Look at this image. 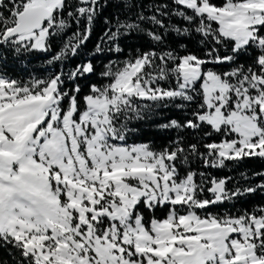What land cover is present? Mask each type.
<instances>
[{
    "label": "snow or ice",
    "instance_id": "snow-or-ice-1",
    "mask_svg": "<svg viewBox=\"0 0 264 264\" xmlns=\"http://www.w3.org/2000/svg\"><path fill=\"white\" fill-rule=\"evenodd\" d=\"M175 2L191 10L177 15L199 20L195 31L211 44L204 56L153 50L119 67L106 66L101 75L109 82L89 86L83 110L79 84L64 89L62 72L29 80L0 72V245L12 246L20 264H264V206L239 215L208 211L210 205L264 191V182L229 191L228 178L213 179L207 189L213 198L200 199L204 189L195 173L178 177L176 168L181 156L187 160L186 152H199L196 143L185 147L178 137L155 151L147 143L115 142L125 140L121 117L142 118L153 105L192 103L199 96L191 118L160 127L193 132L208 127L230 137L204 145L205 163L212 166L264 159V0ZM99 6L98 0H77L74 8L67 0H0V48L47 52L69 19H86L88 27L73 33L49 63L63 61L87 40ZM150 19L163 26L156 16ZM136 30L137 24H118L108 39ZM250 51L256 53L253 62L240 64ZM208 64L233 67L217 71ZM94 71L91 61L84 62L68 79ZM170 79L174 86H160ZM255 175L264 181V172ZM141 205L168 212L146 219Z\"/></svg>",
    "mask_w": 264,
    "mask_h": 264
},
{
    "label": "trees",
    "instance_id": "trees-1",
    "mask_svg": "<svg viewBox=\"0 0 264 264\" xmlns=\"http://www.w3.org/2000/svg\"><path fill=\"white\" fill-rule=\"evenodd\" d=\"M214 3L220 4L223 0H213ZM70 8H74L77 0H67ZM99 7L96 16L91 24V30L87 40L79 48L78 52L73 55L68 54L63 61L49 63L52 57L61 49L63 44L68 41L77 30L83 31L87 25L86 19H81L79 23L75 19H69L68 26L62 33L51 38L50 50L32 51L28 53L14 54V52L5 46L0 48V72H5L14 79L29 80L32 77L44 79L54 73L64 74L63 88L71 90L76 84H79L81 91L78 93V102L81 110L84 108V96L88 94L91 84L98 86L109 82L108 78L101 75L106 70V66L113 68L119 67L126 59L134 58L142 52L155 51L158 55L165 51H174L176 55L183 56L188 53L196 54L203 57L211 47V44L205 41L201 33L195 31L199 25V20L189 22L180 15L178 11L184 10L191 15V10L184 9L178 5L175 0H98ZM143 16L144 19H140ZM156 16L162 21V25L152 22L150 17ZM67 18V10L64 13ZM133 23L139 25V30L121 35L115 40H109L111 32L117 30L118 24ZM180 29L181 32H177ZM188 29V32H183ZM149 32L156 33L162 37L161 41H155L148 35ZM99 45L100 51H97ZM120 51H116V47ZM223 52L224 49H221ZM254 51H250L239 60L240 64L249 65L253 62ZM91 61L95 71L91 74L76 79L69 80L68 76L76 65ZM156 63H159L157 60ZM169 63V67H171ZM233 65H212L208 64L206 68H213L217 71H230ZM175 80L161 81V87L174 86ZM199 85H197V88ZM200 97L192 103H187L177 99L174 104L166 106L153 105L151 110L142 112V118H131L127 121L124 117L120 118L121 122L126 123L125 140L117 143L136 144L147 143L153 150L161 151L169 146L171 142L182 137L185 147L190 143H196L199 148L198 153L186 152L187 160L181 156L176 161L178 177H184L188 172L195 173L194 181L197 185L202 186L204 191L199 194L200 199H212V194L207 191L211 187L213 179L228 178L226 189L231 191L236 187L246 188L255 187L264 182L255 173L264 172V159L245 158L239 161H225L224 166H212L211 161L205 163L204 157L208 155L204 145L212 142H221L226 137L222 133L212 131L205 127L203 130L193 132L190 129H163L160 127L172 119L183 120L191 118V113L197 108ZM138 104H144L145 101H137ZM66 108L68 100L62 102ZM176 104L182 107H176ZM78 118V117H77ZM119 127V124L117 125ZM204 132H208L207 136ZM203 154V155H202ZM264 206V191H256L239 198L222 201L216 205H210L208 211L215 214L223 215L230 213L239 215L245 211H252ZM140 210L146 219L153 215L164 217L168 212V207H157L153 212L140 206ZM203 214V213H201ZM0 262L2 264H20L19 253L12 246L0 245Z\"/></svg>",
    "mask_w": 264,
    "mask_h": 264
},
{
    "label": "rangeland",
    "instance_id": "rangeland-1",
    "mask_svg": "<svg viewBox=\"0 0 264 264\" xmlns=\"http://www.w3.org/2000/svg\"><path fill=\"white\" fill-rule=\"evenodd\" d=\"M117 143V142H116ZM137 144H139V143H137ZM128 145H132V144H128Z\"/></svg>",
    "mask_w": 264,
    "mask_h": 264
}]
</instances>
